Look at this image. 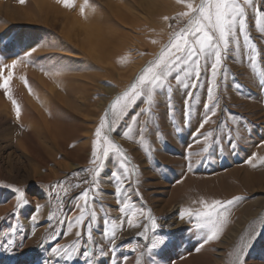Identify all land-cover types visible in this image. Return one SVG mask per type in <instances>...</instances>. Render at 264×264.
Returning a JSON list of instances; mask_svg holds the SVG:
<instances>
[{"label": "rangeland", "instance_id": "374dc122", "mask_svg": "<svg viewBox=\"0 0 264 264\" xmlns=\"http://www.w3.org/2000/svg\"><path fill=\"white\" fill-rule=\"evenodd\" d=\"M13 1L24 8L34 6V0L23 4ZM253 2L255 7L246 10V35L250 39L245 42L237 26L239 39L230 45L215 83L211 58L207 63L202 58L196 89L184 88L170 78L171 92L167 85L156 89L151 105L146 96L137 98L111 125L115 132H108L105 126L103 132L127 154V172L120 157L110 154L95 183L92 174L84 170L96 167L91 163L92 151L94 147L100 149L102 143L95 136L97 127L116 97L136 83L169 43L172 33L185 26L187 17L180 18L177 13L187 9L176 0H80L79 23L83 25V18H89L85 21L101 27L111 38L108 48L97 53L101 63L90 61L79 48L66 42L59 26H18L0 14V69L4 77L8 71L13 73L9 94L16 102L13 104L0 88L14 109L10 121L0 119V264H236L242 247V264H264V32L256 24L257 9L264 12V0ZM111 6L129 18L123 21ZM77 36L73 34L74 39ZM62 48H69L76 56L62 52ZM13 61L14 69L4 68ZM20 66L29 69L19 72ZM91 74L102 76L92 83L85 78ZM42 75L74 78L76 94L84 97L78 99L82 111L64 109L53 102V118L63 131L60 145L42 139V133L36 136V127H30L38 113L33 104L42 108L45 103ZM20 86L24 96L18 95ZM210 87L217 101L216 114L200 128L201 121L210 115L204 107ZM189 93L192 98L186 109ZM142 108L151 110L141 113ZM108 119H113L111 113ZM209 132L212 135L205 139ZM28 133L34 135L29 137ZM250 159L255 167L247 162ZM118 187L122 194L115 191ZM85 190H89L88 200L97 218L68 232L65 218L79 214ZM154 197H161L160 212ZM234 197L243 199L220 209L226 220L219 239L207 244L203 242L208 230L196 229L194 217L179 216L182 209L202 210L201 200L210 204ZM118 198L130 200L132 205L123 218ZM37 205L42 206L39 212ZM132 211L136 213L133 223L139 227L127 223ZM173 213L178 219H172ZM33 215L36 221L31 219ZM149 217L155 219L157 227L153 228ZM174 221L183 225L181 230H175ZM192 227L195 236L179 240ZM78 230L82 231L79 238L75 235ZM231 233L233 236L223 241ZM175 241H179L176 254L158 263L157 255L168 251ZM69 245L78 249L72 251L71 259L53 252L56 247ZM85 252L91 255L86 257Z\"/></svg>", "mask_w": 264, "mask_h": 264}, {"label": "snow or ice", "instance_id": "6c2138e0", "mask_svg": "<svg viewBox=\"0 0 264 264\" xmlns=\"http://www.w3.org/2000/svg\"><path fill=\"white\" fill-rule=\"evenodd\" d=\"M20 3H24L25 0H19ZM67 6L69 0H58ZM178 4L184 5L187 11H181L177 13L180 18L187 17V23L179 31L172 33L169 43L161 50L160 55L149 64L148 67L144 69L141 75H139L138 80L134 83L129 90L124 91L122 95L116 97L110 108L105 112L104 119L101 120L100 125L97 127L95 136L99 138L101 143V148H93L91 163L96 165L95 168L85 169L84 171L89 172L93 176V183H95V177L100 171H102L104 164L109 158L110 154H116L120 157V164L123 166L124 171L127 172V154L126 152L111 139L106 133L103 132L105 126H108V132H115L116 129L111 125L115 123L116 118H120L126 114V109L129 105L135 104L137 98L147 97V102L151 105L154 101L155 90L168 86L169 92H171L170 78H174L177 85H183L184 88L196 89L199 82V77L202 71V58L207 63V59L210 57L212 62L210 64L212 83H215L216 77L223 70V61L226 59L229 52L230 45L233 41H238L239 36L237 34V26L239 27V35H243L245 42H247L250 37L246 35L247 33V14L246 10L249 7H255L253 0H199V3H195L194 0H176ZM259 13L256 16L257 27L264 32V27H261V21H264V12L257 9ZM168 20V17H164ZM155 43V41H153ZM16 67V61L12 64L4 65V68ZM176 73L175 75H173ZM13 78L12 71H8L7 76H3V69H0V88L5 90V94L8 99L12 100L15 104V100L9 94L10 82ZM185 80L190 81V83H185ZM192 98V93L188 94L185 101L186 109L189 107V101ZM210 115L206 116L204 120L200 123V128H203L207 124L211 116H215V108L217 107L216 98L212 95L211 87L209 88L208 102L204 105ZM149 109H141V113L145 111H150ZM109 113L112 114L113 119L109 120ZM17 118L20 116V109L16 107ZM187 115V112H186ZM129 131H131V125H129ZM128 132L124 133L128 136ZM212 135L211 132L207 133L205 139ZM141 139H143V130H141ZM99 161V163H98ZM252 164L251 159L247 161ZM255 167V164H252ZM113 176L117 178L120 183L124 181L117 175L113 173ZM124 179H127L125 176ZM83 183H89L88 180H84ZM77 187L79 185H76ZM117 193H121V188H116ZM122 194V193H121ZM89 190H85L81 193V200L83 203L79 205V214L72 219L65 218L67 223L68 232H71L72 228L80 229L85 225L86 220L95 221L97 218V212L95 208L91 205L88 200ZM243 199V197H234L231 200L222 202L220 200H214L210 204L204 200L199 201L203 205L202 210H193L191 208L182 209L179 212L181 219L185 216L189 218H195L196 223L194 227L196 229H207L208 233L204 244L209 241L219 239V235L222 229V225L226 220L220 209L226 207V205H232L238 200ZM118 204L123 206L119 208L121 217L123 218L129 210L132 208L130 200H121L118 198ZM41 205L36 206V211L39 212ZM142 214V213H141ZM136 215L135 211H132L131 215L128 216L127 223L130 226L139 227V224L133 223V218ZM53 217L50 215L49 219ZM33 221H36V215L31 217ZM152 220L153 228L157 227L155 219L149 217ZM65 221H60V223H65ZM107 223V221H106ZM87 227L90 229L91 224L89 223ZM122 227V224H121ZM67 234V233H66ZM76 237L79 238L82 235V231L78 230L75 233ZM107 235V232L104 233ZM112 242L116 236V228L112 231ZM89 239H91V231L88 232ZM55 237H53L54 239ZM160 244L164 243V240L159 241ZM156 243L152 244L155 248ZM203 245H201L202 247ZM248 245L245 244L244 247ZM75 249L74 245H69L67 248L56 247L53 249L54 253L64 255L66 258L71 259V254ZM199 251V248H197ZM242 253L243 247L240 252L236 255V264H242ZM91 254L85 252L84 256H90Z\"/></svg>", "mask_w": 264, "mask_h": 264}, {"label": "bare ground", "instance_id": "6f19581e", "mask_svg": "<svg viewBox=\"0 0 264 264\" xmlns=\"http://www.w3.org/2000/svg\"><path fill=\"white\" fill-rule=\"evenodd\" d=\"M111 9H112L111 11L114 14H116L120 19L123 20V18L125 19L129 18V17H126L125 14L120 9L113 7V6H111ZM0 14L4 16L5 19L8 20L10 23H14L18 26L20 25H25L27 27L42 26V27H47L51 29H55L56 27L59 26L60 32L63 35V38L65 39L66 42L71 44V46H76L77 48H79V50H81V52L90 61L91 60L93 61L94 59L98 63H101L102 61L99 58H97V53L100 54V52H104L108 48L107 46H109L108 40L111 39L109 38V36H106L105 34L106 32L103 29H101V27L95 28L94 25H92L88 21L87 22L85 21V20H88L89 18H83L85 19V20H82L83 25L79 23L80 18H82V13L80 9V0H76L73 2L69 1L67 6H65V4L62 2H58V0H34V6L32 8H29V7L24 8L20 6L19 3L18 4L15 3L13 0H0ZM75 33L78 34L77 39L73 38V34ZM118 39H120V37ZM54 47L55 45L52 46V48ZM61 50L62 52L64 51V53H67L68 55L76 56L75 54L69 53V48L68 49L62 48ZM109 54H110V51L108 55ZM100 57L102 58V56ZM28 69L29 68H27L26 66H20L18 71L20 72V71H25ZM101 76L102 75L100 74H97V75L91 74L90 76H85V78H87L88 81H91V82L94 81L92 83H95V81H97V79ZM40 79L42 82V88L44 92L43 94L44 96L42 95V97L45 100V103L42 104V108L37 107L38 105L36 106L35 103L33 104L34 108L36 109L38 113H37V116H34L32 120L30 121V127L34 129L36 127L37 129L36 136L39 135L38 133L40 134L42 133V137H43L42 139H46V140L49 139L50 141H52L53 144L60 145L62 143L61 140L63 137V133H62L63 131L61 129L62 126L56 118H53L51 106L53 102L55 101L57 106H60L64 109H69L73 111L74 110L82 111L83 110L81 108L82 105L81 104L79 105L80 101H78V99L81 96L78 97V95L75 92L77 88L76 87L77 84L74 78L59 77V78L50 79L49 76L42 75ZM59 85L62 87H60ZM48 93L50 96L46 97ZM18 95L24 96V92L21 86L18 87ZM4 96L5 95L3 91L0 89V119L3 118L6 121L8 120L10 121V118H11L10 116L14 115L13 114L14 109L12 108L11 103H9L8 100ZM81 98H84V97H81ZM32 135L34 134L28 133L29 137H32ZM160 199H158V197H154L153 199L158 204L155 207L157 212H160V208H161V206L159 205ZM171 216H172V219L173 218L178 219V217L176 216V213H173ZM166 218L167 220H169L168 215L166 216ZM174 225H175L174 226L175 230H181L183 227V225L179 221L177 222L174 221ZM232 233L234 234V232ZM232 233L229 236L224 237L223 241L228 240L230 237H232L233 236ZM195 234H196V230L192 227L189 233L187 234V236L181 237L179 238V240L185 241L187 238H191V236H195ZM178 245H179V241H175L173 243V246L168 251H165L160 256L157 255L156 258H157L158 263L166 262L173 255H175L176 252L178 251ZM193 258H196V257H193Z\"/></svg>", "mask_w": 264, "mask_h": 264}]
</instances>
